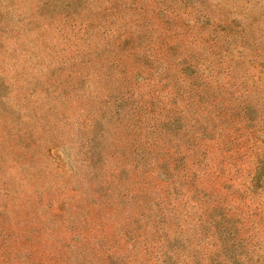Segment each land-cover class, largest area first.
<instances>
[{
	"label": "rangeland",
	"instance_id": "374dc122",
	"mask_svg": "<svg viewBox=\"0 0 264 264\" xmlns=\"http://www.w3.org/2000/svg\"><path fill=\"white\" fill-rule=\"evenodd\" d=\"M0 264H264V0H0Z\"/></svg>",
	"mask_w": 264,
	"mask_h": 264
}]
</instances>
